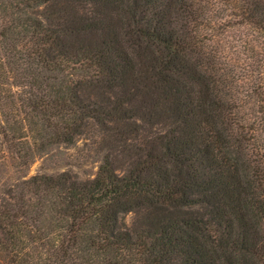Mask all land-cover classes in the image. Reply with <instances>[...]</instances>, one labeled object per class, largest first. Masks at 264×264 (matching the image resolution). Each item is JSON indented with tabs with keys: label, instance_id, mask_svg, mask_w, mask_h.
<instances>
[{
	"label": "trees",
	"instance_id": "trees-1",
	"mask_svg": "<svg viewBox=\"0 0 264 264\" xmlns=\"http://www.w3.org/2000/svg\"><path fill=\"white\" fill-rule=\"evenodd\" d=\"M0 264H264V0H0Z\"/></svg>",
	"mask_w": 264,
	"mask_h": 264
},
{
	"label": "rangeland",
	"instance_id": "rangeland-1",
	"mask_svg": "<svg viewBox=\"0 0 264 264\" xmlns=\"http://www.w3.org/2000/svg\"><path fill=\"white\" fill-rule=\"evenodd\" d=\"M96 145L81 138L74 145H59L39 155L29 170L30 175H56L68 172L80 181L93 179L98 172L101 155ZM135 214L123 216V222L132 227Z\"/></svg>",
	"mask_w": 264,
	"mask_h": 264
}]
</instances>
